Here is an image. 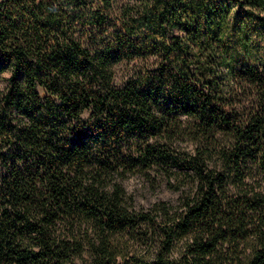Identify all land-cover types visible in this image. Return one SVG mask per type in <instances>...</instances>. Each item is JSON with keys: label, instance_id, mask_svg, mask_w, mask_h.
I'll return each mask as SVG.
<instances>
[{"label": "trees", "instance_id": "trees-1", "mask_svg": "<svg viewBox=\"0 0 264 264\" xmlns=\"http://www.w3.org/2000/svg\"><path fill=\"white\" fill-rule=\"evenodd\" d=\"M0 264H264V0H0Z\"/></svg>", "mask_w": 264, "mask_h": 264}, {"label": "rangeland", "instance_id": "rangeland-1", "mask_svg": "<svg viewBox=\"0 0 264 264\" xmlns=\"http://www.w3.org/2000/svg\"><path fill=\"white\" fill-rule=\"evenodd\" d=\"M187 149H190L189 145ZM122 186L137 211L150 209L159 201L174 204L179 196V192L171 189L167 181L156 174H150L149 178L139 173L128 175Z\"/></svg>", "mask_w": 264, "mask_h": 264}]
</instances>
